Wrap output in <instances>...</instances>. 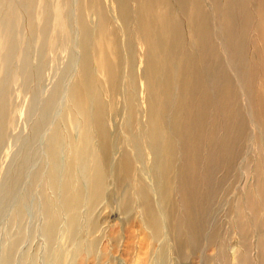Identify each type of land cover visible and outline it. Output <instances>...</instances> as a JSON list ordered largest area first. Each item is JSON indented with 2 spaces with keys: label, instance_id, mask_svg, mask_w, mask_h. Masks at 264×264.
Returning <instances> with one entry per match:
<instances>
[{
  "label": "rangeland",
  "instance_id": "rangeland-1",
  "mask_svg": "<svg viewBox=\"0 0 264 264\" xmlns=\"http://www.w3.org/2000/svg\"><path fill=\"white\" fill-rule=\"evenodd\" d=\"M0 264H264V0H0Z\"/></svg>",
  "mask_w": 264,
  "mask_h": 264
},
{
  "label": "bare ground",
  "instance_id": "bare-ground-1",
  "mask_svg": "<svg viewBox=\"0 0 264 264\" xmlns=\"http://www.w3.org/2000/svg\"><path fill=\"white\" fill-rule=\"evenodd\" d=\"M231 46H233V42H230ZM102 54V52H101ZM146 63V62H145ZM102 64H106L105 66L108 67L109 66V63L106 62L105 60H101L100 61V64H98V69L99 68H102ZM110 67V66H109ZM111 69V68H110ZM109 72V69L106 68V71H105V74H104V79L106 80L107 84L110 86L111 85V81L109 80V76H107V73ZM112 79V77H111ZM164 95H167L168 92H169V89L167 90V88L163 91ZM161 93V92H160ZM204 94V93H203ZM223 98V97H222ZM206 101V99H205ZM151 106V105H149ZM133 110V108H132ZM192 108L189 110L190 113L191 112ZM149 111L151 112V114H153V108H149ZM251 111V110H250ZM246 112V111H245ZM253 112V111H252ZM251 113V112H250ZM256 113V112H254ZM133 114V112H132ZM155 114V113H154ZM249 114V113H248ZM203 113H200L199 114V123L197 126H196V130H198V133H199V130L202 128V124H201V119L203 118L202 117ZM135 116V115H134ZM193 116V115H191ZM136 120V119H135ZM254 120V119H253ZM251 122V121H250ZM99 125V123H98ZM147 125L149 127V133H150V137H154V139L156 140V135H157V132H158V128L155 129V115H151L149 116V118H147ZM173 128L175 130V132L178 134V138L180 139V149H181V155H182V168L180 170H178V175L180 174V183L181 181H184V185H180L181 186V191L183 190L185 194H188L187 195V199H189L190 196H193V193L195 192V186L197 185V178H193V175L190 173V175L188 176V179H189V182H188V186L189 187H185L187 186V184L185 183V174H186V169L192 165L195 161L198 163V157L197 155H195V152H193V148H192V145H189L187 146L186 144V141H184V138L186 136V128L184 127V124H179L178 122H174V125H173ZM261 131V130H260ZM226 132H229V131H226ZM155 133V134H154ZM229 134V133H228ZM242 135V134H241ZM243 136V135H242ZM237 138V137H236ZM151 141H153L152 138H150ZM214 142V141H213ZM200 143V138H198V146L197 144L195 145V150H198L201 146ZM197 147V148H196ZM226 145L224 144H221L220 143V146H219V149L220 150H223V148H225ZM261 148V147H260ZM215 149V148H214ZM257 149V148H256ZM187 150H188V153H187ZM193 152V153H192ZM109 153V152H107ZM106 153V154H107ZM262 153V152H261ZM97 154V152H96ZM98 156V155H96ZM260 156V155H259ZM260 158V157H259ZM99 159V158H98ZM100 160V159H99ZM101 163V162H100ZM101 165V164H100ZM101 167V166H100ZM99 167V171H98V176H100V171L101 168ZM168 174V175H167ZM169 167H168V172L165 171V173H162V180H163V183H162V188H163V191L165 192L166 195L169 194L170 190V186H171V180H170V176H169ZM183 175L185 177H183ZM209 187V186H208ZM197 188V187H196ZM173 191V190H172ZM182 191V193H183ZM187 191V192H186ZM95 199V198H94ZM190 201V200H189ZM188 201V202H189ZM250 203V202H249ZM186 205V204H185ZM190 211V208L188 210V212ZM188 214V213H187ZM191 214V213H190ZM186 216V215H185ZM192 220V219H191ZM189 221V220H188ZM163 222V221H162ZM190 222V221H189ZM193 223V222H192ZM191 226V225H190ZM192 228V227H191ZM193 229V228H192ZM196 230L193 232L195 233ZM179 236V235H177ZM177 238V237H176ZM193 238V239H192ZM196 238L195 237H190L189 240L190 241H194ZM199 239V238H198ZM220 258V256H219Z\"/></svg>",
  "mask_w": 264,
  "mask_h": 264
}]
</instances>
